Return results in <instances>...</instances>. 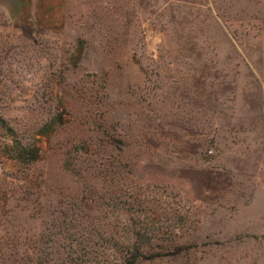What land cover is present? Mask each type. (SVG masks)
Returning a JSON list of instances; mask_svg holds the SVG:
<instances>
[{"label":"rangeland","instance_id":"1","mask_svg":"<svg viewBox=\"0 0 264 264\" xmlns=\"http://www.w3.org/2000/svg\"><path fill=\"white\" fill-rule=\"evenodd\" d=\"M0 12V264H264V0Z\"/></svg>","mask_w":264,"mask_h":264},{"label":"crops","instance_id":"2","mask_svg":"<svg viewBox=\"0 0 264 264\" xmlns=\"http://www.w3.org/2000/svg\"><path fill=\"white\" fill-rule=\"evenodd\" d=\"M47 2H52V0H48ZM44 3V0H0V12H26L33 14L41 11L39 8Z\"/></svg>","mask_w":264,"mask_h":264}]
</instances>
